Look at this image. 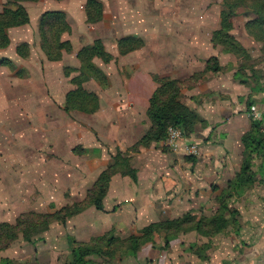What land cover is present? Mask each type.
<instances>
[{
	"label": "rangeland",
	"instance_id": "rangeland-1",
	"mask_svg": "<svg viewBox=\"0 0 264 264\" xmlns=\"http://www.w3.org/2000/svg\"><path fill=\"white\" fill-rule=\"evenodd\" d=\"M8 1L0 0V15ZM100 1L103 3V20L95 24L87 23V0L24 2L30 16V24L23 29L17 27L18 29L8 31L13 45L10 44L8 48L0 50V66L9 65L5 70H0V224L15 225L22 215L31 212L53 214L63 207L80 202L73 201L72 195L75 190H87V196L99 176L118 162L116 160L119 153H122L129 166L137 170V178L134 180L129 176H123L121 173L127 166L125 163L120 164V171L112 176L109 189L116 177L129 179L132 182L131 186L139 185V170L135 163L142 149L152 151V148H156L155 150L166 153L170 158V155L186 158L187 162L193 161L191 158L199 155V152L196 156L174 152L165 144V140L149 147L128 148L122 151L113 144H102L98 133L96 134L95 122L100 116L95 114L100 109L94 113L83 110L64 112L66 96L76 88L71 80L80 74L81 61L78 54L86 46L100 41L105 51L112 56L110 63H105L99 58L94 60L95 65L106 75L107 82L102 84L92 77L83 85L88 92L96 93L99 99L102 96L103 106L109 108L113 105L130 107L132 100L128 94H150L153 82L151 78L148 80V77L144 78L142 74L145 71H153L152 53L158 39L164 46L163 54L167 62L170 48L173 49L172 55L188 54L192 48H196L192 49V53L196 54L199 50L195 40L201 37L208 44L211 38L209 48L205 47L203 56H211L215 53L213 48H220L226 55H234L233 57L239 60L238 70L241 79H248L246 76L250 74L249 79L252 81L248 80L251 84L258 87L264 84V35H260V30L254 27L255 20L264 16V10L260 9L264 0L247 1L232 20L231 35L235 37L238 46L246 50V54L240 56L226 52L223 46L213 42L214 33L220 30L221 11L225 0ZM51 11L66 13L67 22L71 27L70 33L62 35V40L70 42V46L63 51L62 59L59 61H53L44 51L40 37L42 16ZM250 29L257 30L259 34L255 37L253 30ZM127 36L143 38L146 42L144 50L125 56L120 55L118 42ZM193 40L195 44L191 43ZM22 44H28L24 50V57L17 52V48ZM202 46H205V42ZM211 59H216L220 67L219 59L211 56L206 62L204 72L198 75V81L191 82L196 76L179 80L182 84L181 102L202 121L204 120L198 112L187 104L188 92L198 87L206 75L212 72L207 71ZM211 64L216 65L213 61ZM14 76L20 77V81H12L10 78ZM141 79L146 81L142 82ZM257 111L260 112L258 108ZM252 118L264 122L263 114L261 119L255 116ZM100 122H103V118ZM149 122L152 125L151 121ZM74 124H77L80 131L78 129L74 131ZM203 127H206V123L205 125L198 123L192 135ZM84 132L86 139L96 140L104 147L96 149L94 153L102 155L105 151L107 153L105 161L97 163H91L89 159L80 161L78 157H83L86 151L83 147L75 148L71 155L69 149L76 144V135L80 133L83 137ZM192 135L185 136L183 133L187 142L195 143L191 140ZM164 161L158 163V169L163 171L166 167ZM176 161L177 164L170 166V169L183 171L186 164H179V159ZM90 170H95L93 173L96 178L89 177ZM82 174H85L84 177ZM79 197L80 194L77 198ZM65 227L58 222L52 223L50 229L39 236V240L35 237L37 240L34 243H28L20 235L21 237L9 249L0 252V259L11 258L15 264H66L71 258L67 252L68 246L71 250L72 242L76 240L74 237L67 240L69 234L65 233L67 230ZM112 235L118 241L132 237L122 236L123 234H118L116 230L112 231ZM109 250L119 254L125 249L119 242L110 246ZM53 251L60 252L59 257L53 254ZM104 262L108 260L104 259Z\"/></svg>",
	"mask_w": 264,
	"mask_h": 264
},
{
	"label": "crops",
	"instance_id": "crops-1",
	"mask_svg": "<svg viewBox=\"0 0 264 264\" xmlns=\"http://www.w3.org/2000/svg\"><path fill=\"white\" fill-rule=\"evenodd\" d=\"M195 41L199 52L193 54L192 49L196 48H192L188 54L172 55L173 49L170 48L166 62L164 46L160 39L156 40L152 53L153 71L142 74L148 80L151 78V92L128 94L132 100L130 107L103 106L100 95L101 107L95 114L100 116L95 122L96 134L102 144H113L125 151L134 146L151 127L147 111L158 86L154 81L155 75L186 80L203 73L211 56L217 57L220 62V71L209 72L198 87L188 92L187 104L206 123V127L197 129L191 137L199 147V155L187 162L186 158L173 155L170 158L156 148H152V151L142 149L135 163L139 170V185L131 186L132 182L127 178H114L103 210L89 208L65 225V233L69 234L67 240L74 237L77 242L88 243L114 230L122 236H139L144 228L152 224L179 220L187 215L195 219L194 222H186L188 229L171 236L168 243L163 235L157 234L135 256L113 260L108 264H264V150L251 157L254 184L245 188L229 187L246 157L242 138L252 127L251 108L256 106L261 117L262 114L264 116V84L262 87L251 84L250 74L246 76L250 81L241 79L239 60L234 55H226L220 48H213L212 44L215 53L203 56L211 38L208 44L201 37ZM195 41L191 43L195 44ZM204 42L205 46H202ZM4 66L1 65L0 70L9 67ZM19 78L14 76L10 79L20 81ZM243 81H247V84ZM101 118L103 122H100ZM78 126L82 127L81 124ZM77 129V124H74V131ZM85 135V132L83 137L80 133L76 135V144L69 149L71 155L75 148L83 147L86 151L83 157H78L80 161H105V151L102 155L94 153L96 149L104 147L96 140L86 139ZM177 159L179 164H186L183 171L170 169V166L177 164ZM163 160L166 164L164 171L158 169V163ZM94 171L88 172L92 179L97 177ZM75 191L73 201L85 198L87 190ZM214 217H217L215 222ZM197 223L200 224L199 228ZM67 252H71L69 246ZM53 254L59 257L60 252L53 251ZM3 259L14 261L11 258ZM2 261L1 258L0 263ZM97 261L102 262L101 259Z\"/></svg>",
	"mask_w": 264,
	"mask_h": 264
},
{
	"label": "trees",
	"instance_id": "trees-1",
	"mask_svg": "<svg viewBox=\"0 0 264 264\" xmlns=\"http://www.w3.org/2000/svg\"><path fill=\"white\" fill-rule=\"evenodd\" d=\"M37 1L39 0H9L5 4L0 15V50L8 48L11 44L8 30L30 24V16L24 6V2ZM247 1L250 0L224 1L221 11L220 30L214 33L213 38V42L223 46L226 52L238 56L246 54V50L238 46L235 37L231 35V31L233 30L232 20L238 15L237 11L244 7ZM260 9L264 10V4ZM66 17V13L64 12L51 11L46 12L40 22L42 48L53 61L61 60L63 51L70 46V42L62 40L64 33L71 32V27ZM86 17L89 24L102 21L103 3L100 0H87ZM254 27L260 30V35H264V16L255 20ZM251 30H253L255 37L256 34H259L257 30ZM27 47L28 44L19 46L17 48L18 54L24 57V50ZM144 47L145 42L143 38L134 36L124 37L118 42L119 53L123 56L139 51ZM78 58L81 61L80 74L71 80V83L76 88L67 94L64 112L70 113L75 110H83L94 113L101 107L99 96L96 93L88 92L83 85L92 77L102 84L106 83V75L95 65L94 60L99 58L105 63H110L112 56L105 51L100 41H96L93 45L82 49L78 54ZM212 61L216 65L213 66L211 64ZM209 62L207 71L216 73L221 70L216 59H211ZM198 79L199 76H196L191 82H196ZM154 81L158 86L150 99L147 111L152 127L131 148L149 147L152 144L160 143L166 139L170 127L179 128L185 136H191L198 123L205 125L204 121L200 120L193 111L181 102V81L165 77L161 78L157 75L154 76ZM243 83L247 84V81H243ZM242 142L245 146L246 157L236 178L229 183V187L234 189L251 187L255 182L251 157L252 154L261 153L264 150V122L252 118L251 130L243 136ZM116 161L118 162L110 166L99 176L83 201L63 207L53 214H36L31 212L22 215L17 219L15 225L9 223L0 224V252L9 249L21 237L20 235L28 243H34L37 240H35V237H38L39 240V236L47 232L50 229V225L54 222L66 225L69 219L82 214L89 208L94 207L97 210H103V203L109 191L111 178L120 171V164L125 163L127 166V169L121 173L123 176H129L134 180L137 178V170L129 166L128 161L122 157V153H119ZM189 220L194 222L195 219L191 215H187L179 220H167L152 224L144 228L141 231V235L132 236L120 241L112 235V231L104 236L92 239L88 243L74 241L72 242L73 246L70 252L71 258L66 264H108L118 258L135 256L142 246L152 242L154 236L157 234L163 235L166 243H168L171 236L188 229L185 227V224ZM216 220L217 217H214L213 222ZM196 226L199 228L200 224L197 223ZM119 242L124 246V252L115 254V251L109 250L110 246ZM99 259L102 260L101 263L97 261ZM104 259H107L108 262L105 263ZM0 264H15V262L5 259Z\"/></svg>",
	"mask_w": 264,
	"mask_h": 264
},
{
	"label": "built area",
	"instance_id": "built-area-1",
	"mask_svg": "<svg viewBox=\"0 0 264 264\" xmlns=\"http://www.w3.org/2000/svg\"><path fill=\"white\" fill-rule=\"evenodd\" d=\"M253 116L261 119V113L256 107L251 108ZM165 144L174 152H184L186 155L196 156L199 152V147L195 143L187 142L183 137V132L176 127H170L168 130Z\"/></svg>",
	"mask_w": 264,
	"mask_h": 264
}]
</instances>
